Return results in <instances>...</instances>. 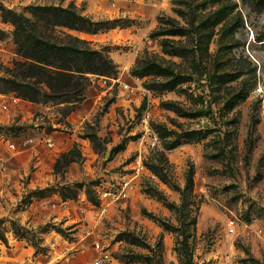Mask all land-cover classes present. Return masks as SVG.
<instances>
[{
    "label": "rangeland",
    "instance_id": "rangeland-1",
    "mask_svg": "<svg viewBox=\"0 0 264 264\" xmlns=\"http://www.w3.org/2000/svg\"><path fill=\"white\" fill-rule=\"evenodd\" d=\"M70 4L115 65L70 102L0 10V264H264V0H0Z\"/></svg>",
    "mask_w": 264,
    "mask_h": 264
},
{
    "label": "trees",
    "instance_id": "trees-1",
    "mask_svg": "<svg viewBox=\"0 0 264 264\" xmlns=\"http://www.w3.org/2000/svg\"><path fill=\"white\" fill-rule=\"evenodd\" d=\"M0 10L2 18L14 26L17 54L27 61L24 75H32L43 83L48 89L45 95L67 102L78 101L88 81L86 73H114L115 65L106 53L84 46L83 41L71 34L59 39L49 32L50 27L57 25L74 30L93 29L96 21L78 13L73 5L36 6L32 12L34 18ZM12 87H18L20 95L28 100L39 99L40 92L34 84L25 82Z\"/></svg>",
    "mask_w": 264,
    "mask_h": 264
},
{
    "label": "built area",
    "instance_id": "built-area-1",
    "mask_svg": "<svg viewBox=\"0 0 264 264\" xmlns=\"http://www.w3.org/2000/svg\"><path fill=\"white\" fill-rule=\"evenodd\" d=\"M10 101L13 103V104H17L18 102L21 101V98L18 97V96H15V95H11L9 97ZM2 108L3 109H6V105L5 104H2ZM32 141V138H27L25 140V142H30ZM45 144L47 146H53L54 142L52 140H50L48 137L44 140ZM8 146L11 148V147H14V143L12 142H8ZM97 247H98V244H97ZM108 258V255L106 252H103V251H100L99 255L96 256L93 261H92V264H104L105 261L107 260Z\"/></svg>",
    "mask_w": 264,
    "mask_h": 264
}]
</instances>
